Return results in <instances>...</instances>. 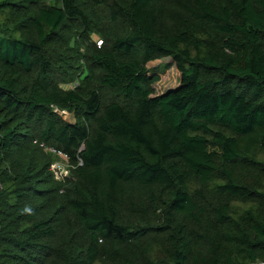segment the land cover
I'll return each instance as SVG.
<instances>
[{
  "label": "trees",
  "instance_id": "trees-1",
  "mask_svg": "<svg viewBox=\"0 0 264 264\" xmlns=\"http://www.w3.org/2000/svg\"><path fill=\"white\" fill-rule=\"evenodd\" d=\"M258 261L264 0H0V264Z\"/></svg>",
  "mask_w": 264,
  "mask_h": 264
},
{
  "label": "rangeland",
  "instance_id": "rangeland-1",
  "mask_svg": "<svg viewBox=\"0 0 264 264\" xmlns=\"http://www.w3.org/2000/svg\"><path fill=\"white\" fill-rule=\"evenodd\" d=\"M148 67L151 73L160 76V81L154 87L156 95H161L167 91L176 90L180 86L181 75L177 71L175 64L170 59L152 62L148 65ZM66 115L67 114H65L64 119H66ZM54 165L55 169L52 172L54 173L55 177L60 178L69 176L66 157L59 155V160L56 161Z\"/></svg>",
  "mask_w": 264,
  "mask_h": 264
},
{
  "label": "water",
  "instance_id": "water-1",
  "mask_svg": "<svg viewBox=\"0 0 264 264\" xmlns=\"http://www.w3.org/2000/svg\"><path fill=\"white\" fill-rule=\"evenodd\" d=\"M66 122L74 123V116L72 114H67L66 119H64Z\"/></svg>",
  "mask_w": 264,
  "mask_h": 264
},
{
  "label": "built area",
  "instance_id": "built-area-1",
  "mask_svg": "<svg viewBox=\"0 0 264 264\" xmlns=\"http://www.w3.org/2000/svg\"><path fill=\"white\" fill-rule=\"evenodd\" d=\"M52 151L55 152V150H52ZM54 169H55V165H52L51 166V170L53 171ZM56 179H61V177L60 178L56 177ZM251 264H264V261H258V262H254V263H251Z\"/></svg>",
  "mask_w": 264,
  "mask_h": 264
}]
</instances>
